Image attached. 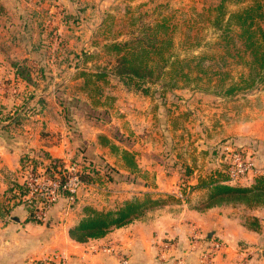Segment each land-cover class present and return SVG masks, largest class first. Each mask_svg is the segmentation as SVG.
<instances>
[{
    "label": "rangeland",
    "instance_id": "rangeland-1",
    "mask_svg": "<svg viewBox=\"0 0 264 264\" xmlns=\"http://www.w3.org/2000/svg\"><path fill=\"white\" fill-rule=\"evenodd\" d=\"M220 1L0 0V95L13 100V103H1L0 112L5 109L6 113V107L11 105L27 114L35 108L45 107L44 100L48 103V110L59 112L62 109L60 102L64 101L70 109L71 120L66 117L63 125L62 117L59 121L56 114H53V121L48 120L42 126L43 133H54L58 139H66L67 149L70 148L71 152V156L66 157L67 163H77L82 171L89 168L94 171V181L88 186H96L95 192L119 197L109 203L111 205L106 204L97 209H115L127 200L147 195V191H142L130 199H124L122 194L127 189L124 182L132 180L131 173L125 172L128 168L124 163L113 165L107 161L103 152H96V142L100 145L99 137L111 136L122 150L127 149L135 156L139 154L140 159L147 164L160 163L163 166L160 170L167 177L175 171L181 174L176 192H163L160 195L148 193L153 198L164 199L166 204L149 209L145 215L160 211V216H164L166 211V216L173 218V205L181 202L201 210L208 198L209 189H199L197 185L215 177L223 167V163L216 161L221 157L219 148L223 150L228 143L234 142L243 145L251 153L256 152L257 157L264 158L263 87L226 94L230 86L240 82L242 75L248 74V68L225 52L220 36L223 29H218L213 22L217 14L215 9ZM252 2L253 0H245L229 3L228 12L242 10ZM161 20L167 21V28L173 38V46L167 53L170 60L168 67L163 70V77L147 84L149 90L145 93L128 87L111 73L117 56L107 52L105 45L141 37L148 25ZM161 32L166 33L164 29ZM238 32L239 28L233 26L231 33ZM161 37L169 38L166 35ZM24 66L30 72L27 80L21 74L20 67ZM105 68L110 71L109 75L104 80H97L94 75ZM180 69L181 71H177ZM84 71L86 76H83ZM47 97L49 98L46 99ZM1 99L3 98L0 97ZM94 137L96 139L92 142ZM141 151L144 152V158L141 157ZM109 152L115 156L111 149ZM45 155L47 153L43 152L28 154L39 162L34 166V171H45L51 162ZM102 162L115 171L108 173L100 164ZM32 167L33 164L27 159L21 164V169L10 172L9 176L13 179L11 185L21 182L23 185ZM187 169L192 171L196 182L190 183L193 179L188 177ZM144 177L152 183L156 175L146 171ZM254 181L255 179H243L235 184L251 186ZM86 188L88 187H80L76 198L66 197L68 201L64 208L69 210L75 205ZM180 193H184V198L179 196ZM11 200L10 198L8 203L10 209L7 219L13 218L11 210L23 202V199L20 202ZM26 201L29 199L26 198ZM31 204V211L25 208L27 213L23 219L27 217L26 220L29 221L32 216L34 220L29 222L37 224L38 219L33 213L36 206L34 202ZM223 206L231 207L232 213L245 224L252 222L253 218H257L260 224L258 232L263 245L253 248L254 252L250 244L237 242L235 253L242 256L234 264H250L262 258L264 212L254 215L253 210L257 207L250 208L244 204ZM51 211L46 221L39 220L43 222L41 224L45 229L42 236L37 237V241L39 244L42 241L50 242L55 247L50 254H58L62 251L59 250L60 243L66 238L64 226L68 217L72 219L74 216H67L66 210L63 219L58 221L51 216ZM47 222L50 223L46 224ZM191 231L192 239L188 241L190 248H186L188 254L199 249L201 243L195 245L196 241L213 236L212 232L209 235L205 232L198 237L196 229L192 228ZM173 242V239L166 237L156 243L157 264L161 262L162 252H165L168 262H173V258L177 259L173 254L177 244L174 242L173 245ZM216 242L221 243V247L210 250ZM224 244L219 237L212 241L207 249L200 252L202 264L212 262L223 251ZM37 248L40 249L41 246ZM115 248L112 252L106 251L114 255L119 264L121 255L131 259L120 247ZM62 255L65 254H60L58 259ZM58 259L56 256L55 260L46 262L55 263Z\"/></svg>",
    "mask_w": 264,
    "mask_h": 264
},
{
    "label": "crops",
    "instance_id": "crops-1",
    "mask_svg": "<svg viewBox=\"0 0 264 264\" xmlns=\"http://www.w3.org/2000/svg\"><path fill=\"white\" fill-rule=\"evenodd\" d=\"M0 97L3 98L0 100V104H7L13 101L8 97H4V95H0ZM44 103L45 107L35 108L27 114L22 113V109L11 107V105H5L8 112L6 111L5 113V109H3V112H0V197L3 200L12 197L13 192H19L18 187L13 186L15 183L11 185L13 179L10 178L9 174L21 169L23 158L29 153H47L52 158L59 159L68 164L66 157H70L71 152H69L70 148L67 149L66 139H58L54 133L47 135L43 133L42 127L48 123V120L53 121V114H56L59 121L60 117H62L61 122L63 125L65 124L66 116L63 105H60L62 109L59 112H51L47 109L48 103L45 100ZM49 123L51 124V122ZM95 137H98V131H96ZM95 137L91 139L92 142L96 139ZM110 137L108 138L111 141L115 139ZM97 144L96 142V152H103L102 154H104L108 162H111L113 165L120 162L125 164L120 154L117 155L113 152L115 156H112L109 152L110 147L104 146L100 141V145ZM137 145L139 146L140 143L138 142ZM141 152V157L144 158V152ZM109 154L110 157H108ZM135 159L137 162L135 170H131L125 164L128 169L124 171L131 173L132 180L128 181L129 183L124 182L127 188L122 194L124 199H130L134 195L142 193V191H147V194L152 193L151 195H160L163 192H176L177 183L181 176L178 171L173 172V174L167 177L160 170V167H163L160 163L156 165L147 164L146 161L140 159L139 154L135 156ZM216 161L219 160L217 159ZM146 171L148 173L152 172L153 176L156 175L152 183L150 180L145 179L144 173ZM186 171L188 177L193 179L190 183L196 182L197 179L192 176V171H188V169ZM196 173L197 171L195 175ZM230 184L233 185L234 183ZM96 189V186H88L82 198L69 210L64 208L68 201L66 195H64L59 204L53 207L51 216L56 220L60 221V219H63L66 210L67 216L73 215L74 218L69 219L70 217H68L69 222L67 221L64 226L65 230L63 231L66 233V238H63L64 241L60 243L59 250H62L61 253H51L53 254L52 256L50 252L55 248L54 245H50V242L45 243L44 241H42V244H39V241H37V237L42 236L41 234L44 232L45 226L41 223L29 222L26 220L27 217L23 219L27 210L31 211L33 206L31 204L33 203L32 200L28 198L29 201H26L27 197L24 196L22 198L23 202L11 210L14 213L12 219H7L6 216L0 219V264H47L46 260H55L56 256L58 259L60 254H65L71 264H119L118 259L106 251V248L111 243L115 247H120L121 250L127 252L133 264H157L155 257L156 243L166 237L173 239L177 244V248L173 250V254H175V257H184L186 264H202L200 252L207 249L208 245L219 237L225 243L223 251L218 253L213 261L208 264H234L242 256L235 253L238 246L237 242L244 241L250 244L254 252L255 249L253 248L257 249L263 245L259 232L249 228L241 218L232 213L231 207L222 205L198 210L191 207L189 203L184 202L173 205V218L166 216V211L164 212V216H160V211L158 213H156L157 211H152L123 227L110 231L104 237L90 239L87 242H77L70 237L69 229L80 220L79 217L83 216V207L90 204L101 209L106 204L112 203L115 198H119L117 195L112 194L100 195L94 191ZM11 201H15V199ZM260 207L253 210L254 215L258 216V212H264V206ZM167 213L171 212L167 211ZM75 221L77 222L75 223ZM48 223L50 222L46 224ZM192 228L196 229L198 232L196 236L198 237L204 235L205 232L208 235L212 232L213 236H208L206 240L201 239L198 242L196 241L195 245L196 243H201L199 249L188 254L189 252L186 248H190L188 241L192 239ZM39 246H41L40 249L37 248ZM250 264H264V256Z\"/></svg>",
    "mask_w": 264,
    "mask_h": 264
},
{
    "label": "trees",
    "instance_id": "trees-1",
    "mask_svg": "<svg viewBox=\"0 0 264 264\" xmlns=\"http://www.w3.org/2000/svg\"><path fill=\"white\" fill-rule=\"evenodd\" d=\"M244 1L221 0L216 6L217 14L213 20L214 25L218 29H223V33L220 36L225 52L230 56L236 57L238 63H242L248 68V74L242 75L240 82L227 89L226 94L228 95H232L238 90L253 89L259 86L264 89V0H253L251 4L242 10L228 12L229 3ZM0 9H2L1 6ZM233 26L239 28L238 33H231ZM162 29L166 33H162ZM148 31L153 33H146ZM143 32L141 37H136L131 41H114L105 45V48L107 52L115 53L117 56L116 64L111 73L122 80L128 87H134L137 90L148 93L147 84L160 80L163 77V70L168 67L170 59L167 53L173 46V38L171 33H169V28H167L166 20H161L154 25H148ZM162 35H166L169 38L161 39ZM201 58L203 60V57ZM20 69L23 77L26 80L29 79V69L25 66L20 67ZM177 71H181V69ZM109 72L105 68L94 76L97 80H104L109 75ZM86 75L87 73L84 71L83 76ZM61 104L64 107L65 116L70 121V109L64 101H61ZM100 142L104 146L110 147L116 154H120L128 168L131 170L137 168L133 152L127 149L122 150L119 145L106 136H101ZM45 156L46 159L51 160L49 165H47V170L63 172V161L54 159L49 154ZM25 157L23 158V163L28 159L33 166L38 165L39 162L36 159L30 158L28 155ZM100 164L107 169L108 173L115 171V169L103 162ZM224 166L223 164L220 172L215 177L203 180L197 185L199 188L209 189L208 198L205 200L201 210L225 204H244L250 208L264 206V176L256 177L251 186L232 185L228 182L229 175L225 171ZM93 172L90 168L85 169L80 174V178L85 183H92L94 181ZM14 186L18 187L19 192H13L10 198L19 201L27 191L22 184L15 183ZM10 198L3 200L0 197V217L9 213L8 203ZM164 204H166L164 199L153 198L147 194L143 198L127 200L115 209L100 210L92 205H85L83 207V216L69 229V235L77 242H87L90 239L101 238L110 231L143 217L149 209ZM33 220L31 216L29 221ZM252 220L247 225L249 228L258 231L260 228L259 220L257 218ZM37 223L43 222L37 220Z\"/></svg>",
    "mask_w": 264,
    "mask_h": 264
},
{
    "label": "built area",
    "instance_id": "built-area-1",
    "mask_svg": "<svg viewBox=\"0 0 264 264\" xmlns=\"http://www.w3.org/2000/svg\"><path fill=\"white\" fill-rule=\"evenodd\" d=\"M224 148V147H223ZM220 149L221 157L219 161L225 166V171L229 175V183H236L238 181L253 180L258 176H264V158L257 157L255 153L247 151V149L237 143H228L225 149ZM34 166L30 168L26 175V180L23 185L27 191L24 195L30 198L36 206L34 217L40 221H46L48 213L60 201L62 196L66 195L71 199L76 198L80 187H88L91 183H85L80 174L82 170L75 162L64 163L63 172L49 171H34ZM179 196L184 198V193ZM174 245V243H173ZM221 243L216 242L214 247L210 250H217L220 248ZM174 248V246H173ZM175 249V248H174ZM173 249V250H174ZM108 252L116 250L114 244H109L106 248ZM160 264H185L183 257L173 258V262H168L165 252L160 256ZM206 262L205 259L202 260ZM49 264H71L68 257L65 255L60 256L55 263ZM120 264H132L128 257L120 256Z\"/></svg>",
    "mask_w": 264,
    "mask_h": 264
},
{
    "label": "water",
    "instance_id": "water-1",
    "mask_svg": "<svg viewBox=\"0 0 264 264\" xmlns=\"http://www.w3.org/2000/svg\"><path fill=\"white\" fill-rule=\"evenodd\" d=\"M80 193V192H79Z\"/></svg>",
    "mask_w": 264,
    "mask_h": 264
}]
</instances>
